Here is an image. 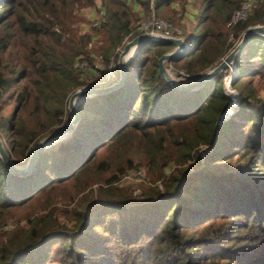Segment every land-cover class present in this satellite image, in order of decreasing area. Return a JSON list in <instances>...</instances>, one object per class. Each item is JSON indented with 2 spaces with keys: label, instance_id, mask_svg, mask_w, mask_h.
<instances>
[{
  "label": "trees",
  "instance_id": "trees-1",
  "mask_svg": "<svg viewBox=\"0 0 264 264\" xmlns=\"http://www.w3.org/2000/svg\"><path fill=\"white\" fill-rule=\"evenodd\" d=\"M99 1L103 17L91 30L102 35L104 66L141 32L142 14L184 24L189 45L166 63L194 78L247 26L264 25V0L232 27L226 21L238 0ZM95 2L0 0V137L16 164L68 120V93L86 82L77 62H93L90 33L76 22ZM172 47L141 42L121 83L82 98L70 134L26 173L0 159V264H264V36L249 34L238 52L236 106L216 128L231 102L221 88L229 67L197 88L175 87L156 62ZM98 71L90 86L101 85ZM139 166L160 186L135 194L116 184Z\"/></svg>",
  "mask_w": 264,
  "mask_h": 264
},
{
  "label": "water",
  "instance_id": "water-1",
  "mask_svg": "<svg viewBox=\"0 0 264 264\" xmlns=\"http://www.w3.org/2000/svg\"><path fill=\"white\" fill-rule=\"evenodd\" d=\"M252 33H256L264 36V25L253 24L247 26L241 33V36L239 40L236 42V44L224 55H222L218 62H216L212 67L204 71L198 77L192 79L191 81L182 83V82H178L172 75H170V73L167 70L165 61H169L173 57L185 51L187 47V40L178 37H161L150 32H140L135 36H133L132 38L122 42L121 48L117 53V57H116L117 67H118V78L114 82L104 86L82 87L72 91L66 100V107L69 113L68 120L62 126H58L55 129L43 135L32 147V149L28 154L27 159L22 165L16 164L12 161L9 153L6 151L4 147V140L0 137V159L4 163L5 167L11 172L15 174L26 173L30 169L31 164L34 162V160L41 151H43L53 143L58 142L59 140L65 138L70 134L72 128L74 127L78 119L77 105L82 98L107 91L109 89L114 88L119 83H121L126 70V63L128 62L129 58L135 53V51L138 48V45L141 42L145 40H164L170 42L173 45V48L171 50L161 53L157 57L156 62L158 66V72L161 77H163L169 84L175 87L181 89H193L199 87L206 80L218 74L226 67H229L230 69L229 82L231 83L234 75V69L232 68V65L234 64V60L238 52L240 51L246 37ZM130 45H135V47L129 56H125L124 53L127 51ZM223 91L225 93H228L226 89H224ZM235 106H236V100L234 101L233 106L230 109L228 103L224 111L219 115L218 119L216 120L214 128L217 127V125L235 108ZM200 151L204 152L206 151V149L202 148Z\"/></svg>",
  "mask_w": 264,
  "mask_h": 264
},
{
  "label": "built area",
  "instance_id": "built-area-1",
  "mask_svg": "<svg viewBox=\"0 0 264 264\" xmlns=\"http://www.w3.org/2000/svg\"><path fill=\"white\" fill-rule=\"evenodd\" d=\"M259 0H238V4L233 7L229 13L228 19L226 21L227 27H232L233 25L237 24L240 20L245 19L252 6ZM103 14V9H99L98 16H96L93 20V25H98L100 22V17ZM137 29L141 32H150L155 35L161 37H178L184 40H187V35L185 31L180 27L169 20L155 15L153 12H150L141 17V19L137 23ZM229 39H233V33L229 32ZM128 40L127 37L124 38L123 41ZM122 41V42H123ZM121 46L117 49L120 50ZM168 72L172 75L178 82H188L194 79V75L184 71L183 69L175 68L170 63H165ZM78 67L82 69H86L88 63L85 59H82L77 62ZM117 65V61L114 57H110L108 63L106 64L105 68L103 69V75L108 77L109 79L115 77L114 69ZM141 175V171L139 169H135L125 173L122 176V180H132L137 178Z\"/></svg>",
  "mask_w": 264,
  "mask_h": 264
},
{
  "label": "rangeland",
  "instance_id": "rangeland-1",
  "mask_svg": "<svg viewBox=\"0 0 264 264\" xmlns=\"http://www.w3.org/2000/svg\"><path fill=\"white\" fill-rule=\"evenodd\" d=\"M192 0H187V2H188V6H191L190 5V2H191ZM99 9H102V7H101V5H100V1L99 0H96V2H95V4L94 5H92V6H86V7H83V8H80V15L82 16V19L81 20H79V21H77L76 22V25L78 26V28L79 29H81V30H83V31H88L89 33H90V41H89V44H88V46L89 47H91V56L93 57V62H92V64L90 65L89 63H88V60H86L87 61V63H88V65H90V66H88L86 69H84V71H83V74H82V77L86 80V82H84V84H81V85H77V86H75V87H73L70 91H69V93H68V96H69V94L72 92V91H74V90H76V89H78V88H82V87H89L90 86V83L92 82V80H94V76H95V74H96V72L97 73H99L100 71H98V70H100V69H104L105 68V66L103 65V57L101 56V54L97 51L98 50V48L102 45V43H103V38H102V35L101 34H96V33H94V31H92L91 30V28L92 27H97V26H99V23H98V25H93L92 23H93V20H94V18L96 17V16H98V12H99ZM141 16H143V14L141 15ZM140 16V17H141ZM100 17V20L102 19V17H103V14L101 15V16H99ZM164 18V17H163ZM179 25H181L182 27H184V24L182 25V24H179ZM178 26V25H177ZM180 26V27H181ZM181 27V28H182ZM185 28V27H184ZM183 29V28H182ZM186 29V28H185ZM184 30V29H183ZM237 42V41H236ZM236 42H235V44H236ZM122 44V43H121ZM121 44L118 46V47H120L121 46ZM118 47H115V49H114V53H118L119 52V50L117 49ZM134 47L135 46H132L130 49H129V51L131 50V52L133 51V49H134ZM128 51V52H129ZM111 57H114V56H112L111 55ZM116 72V70L114 69V73ZM104 73V72H103ZM102 73V74H103ZM228 73H230V70H229V72ZM99 74H101V73H99ZM98 75V74H97ZM226 75V76H225ZM225 77H227V78H229V74H227V73H225L224 75H223V79H222V83H221V88H222V90H224V89H226L225 87H224V78ZM112 80H110L108 77H106V76H104L103 75V77H102V81H101V85H97V86H104V85H108V84H110V83H112L111 82ZM230 85H231V83H230ZM90 87H95V86H90ZM230 91H233L234 93H235V90L230 86ZM228 92V91H227ZM226 94H229V92L228 93H226ZM68 96H67V98H68ZM233 97V96H232ZM67 98H66V100H67ZM66 109H67V107H66ZM68 117H69V114H68ZM19 165H21V164H19ZM135 169H139L140 171H141V175L139 176V177H137V178H134V179H132V180H129V181H126V180H122V177H121V179L120 180H118L117 182H116V184L118 183V184H121V185H125V186H130L131 187V190H132V192L133 193H135V194H138V193H140L141 191H143V189L145 188V187H147V186H150V185H159L160 186V179H158L159 177H157V179L155 180H152L151 178H150V170L148 171V170H146V168H144V167H142V166H139V167H137V168H134V169H131V170H129V171H132V170H135ZM129 171H127V172H129ZM162 171L163 172H165V173H168V171H169V169L168 168H165V169H162ZM155 173H156V171H155ZM96 183H93L92 185H91V187L90 188H95L96 187ZM90 188L89 187H86L84 190H83V192H82V194H87V195H89L90 194ZM72 205V203L70 204V205H68V206H71ZM9 222H11L10 224L11 225H13V224H15L16 222H12V221H9Z\"/></svg>",
  "mask_w": 264,
  "mask_h": 264
},
{
  "label": "bare ground",
  "instance_id": "bare-ground-1",
  "mask_svg": "<svg viewBox=\"0 0 264 264\" xmlns=\"http://www.w3.org/2000/svg\"><path fill=\"white\" fill-rule=\"evenodd\" d=\"M135 45H130L127 49V51L124 53L125 56H129L131 53V50L129 51V49ZM129 51V52H128ZM230 82H229V78L225 77L224 79V87L226 88V90L229 92V97L231 98V102L229 103V109L232 108L234 101L236 100V94L233 91H230ZM233 96V97H232Z\"/></svg>",
  "mask_w": 264,
  "mask_h": 264
},
{
  "label": "crops",
  "instance_id": "crops-1",
  "mask_svg": "<svg viewBox=\"0 0 264 264\" xmlns=\"http://www.w3.org/2000/svg\"><path fill=\"white\" fill-rule=\"evenodd\" d=\"M172 5H174V6H176L177 4H176V1H174L173 2V4ZM134 9H136V10H140V6L138 5V4H136V5H134ZM191 9H189L188 7H187V10H186V13L184 14V17L182 18V20L183 21H187V20H189V19H191ZM189 45V43H188V41H187V46ZM173 48V47H172ZM187 48V47H186ZM165 63H166V61H165Z\"/></svg>",
  "mask_w": 264,
  "mask_h": 264
}]
</instances>
